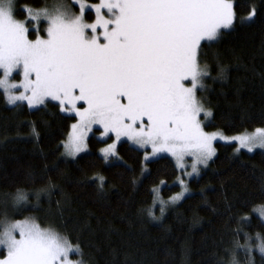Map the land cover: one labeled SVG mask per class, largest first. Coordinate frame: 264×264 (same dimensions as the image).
<instances>
[{
	"label": "trees",
	"instance_id": "trees-1",
	"mask_svg": "<svg viewBox=\"0 0 264 264\" xmlns=\"http://www.w3.org/2000/svg\"><path fill=\"white\" fill-rule=\"evenodd\" d=\"M49 1L19 3L40 8ZM233 2V26L202 41L199 52L209 71L200 93L213 113L205 130L225 134L264 126V0ZM74 121L53 102L10 106L0 89V215L16 206L10 218L31 216L67 237L79 245L73 257L83 264H232L233 256L237 264H264L256 250L264 223L252 213L264 203V151L236 154L234 145L216 143L215 157L189 183L191 194L161 216L152 208V189L163 180L162 197L178 190L169 185L177 176L173 161L162 156L145 162L143 151L127 142L117 146V161L105 162L96 152L68 159L60 142ZM89 144L102 143L91 136ZM18 195L26 202L17 204ZM245 234L250 256L236 246L245 244Z\"/></svg>",
	"mask_w": 264,
	"mask_h": 264
},
{
	"label": "snow or ice",
	"instance_id": "snow-or-ice-1",
	"mask_svg": "<svg viewBox=\"0 0 264 264\" xmlns=\"http://www.w3.org/2000/svg\"><path fill=\"white\" fill-rule=\"evenodd\" d=\"M74 3L79 14L65 0H55L40 11L26 7L28 19L18 21L13 18L12 0H0V89L9 105L26 102L31 109L54 101L61 112L74 113L76 122L63 142L66 155L75 158L86 150L93 126L103 130L102 138L115 136L100 149L105 162L109 157L119 159L117 142L122 137L145 150V161L167 153L181 173L176 183L182 190L165 201L159 188L152 189L153 204L161 205L162 216L166 204L177 203L188 192L183 177L199 176L198 165L207 167L216 155L215 141L234 145L236 154L241 149L248 153L264 149V128L231 136L205 131V121L213 113L197 95L209 75L208 66L199 60L202 41H214L222 29L233 26V0ZM87 9L95 12L92 23L85 20ZM255 14L253 8L246 19L251 21ZM41 21L46 22V36L41 34ZM29 24L36 30L35 39L29 38ZM224 72L221 68V77ZM14 73L21 76L19 83L12 81ZM187 157L192 158L190 172ZM98 179L102 188L104 177ZM15 199L20 204L27 197ZM256 211L264 220V209ZM148 215L159 219L151 210ZM245 237V244L237 241L236 246L250 256L252 245ZM256 239L260 241L256 249L264 253V239L259 233ZM0 248L6 250L0 264H82L71 259L72 253L80 254L79 245L52 228H41L34 219L5 223Z\"/></svg>",
	"mask_w": 264,
	"mask_h": 264
},
{
	"label": "rangeland",
	"instance_id": "rangeland-1",
	"mask_svg": "<svg viewBox=\"0 0 264 264\" xmlns=\"http://www.w3.org/2000/svg\"><path fill=\"white\" fill-rule=\"evenodd\" d=\"M54 2H55V0H50L46 5H44V6L40 7V8H31V9L34 10V11H40V10L45 9V8H50V7L54 4ZM65 2L69 5V7L71 8V10H72L74 13L79 14V11H80V9H79V5H78V4H75V3H74V0H65ZM82 2L85 3L86 5H95V4H99L100 0H99L97 3H90V2H86V1H84V0H82ZM12 6H13V18H14V19H16V20H18V21H25V20L28 19V17H27V12L25 11V8H26V7H27V8H30V7L20 4V3H19V0H12ZM87 12L92 13V14H93V18H92L91 20H87V19L85 18V20H86V22H88V23H92V22L95 20V12H94L93 10H91V9H87V10H86V13H87ZM16 14H23V15H21L22 17H18ZM33 23H34V22H33ZM28 26H29V29H30V32H31V35H32V36H29V38H30V39H35V38H36V30H35V28L33 27V24H29ZM46 26H47V25H46V22H45V21H41V22H40L39 27H40V30H41V34H42V35H45V36H46V33L43 31V29L46 28ZM222 30H226V29H222ZM0 75H2V73H0ZM205 78H206V77H204V79H203V83H204ZM20 79H21V76H20L18 73H14V74H13V77H12V81H13V82H15V83H19V80H20ZM186 83H187V82H186ZM1 90H2V89H1ZM2 91H3V90H2ZM201 91H202V90H198L197 95H198V98L201 100V102H202V103L204 104V106L206 107V104H205L204 100L202 99V95H201V93H200ZM4 97H5V96H4ZM5 100H6V98H5ZM49 102H53V103L58 104L57 102H54V101H49ZM6 103H7V101H6ZM80 103H82V102H80ZM7 104H8V103H7ZM18 104H19V105H23V104H24V105L27 106V103H26V102H22V103H21V102H18ZM8 105H9V104H8ZM10 106H14V105H10ZM40 106H43V105H38L37 107H40ZM78 106H79V104H78ZM27 107H28V106H27ZM37 107H35V108H37ZM206 108H207V107H206ZM208 109H209V108H208ZM66 113L71 114V115L74 116V113H70V112H66ZM201 119H203V116H202V115H201ZM210 120H211V118H210ZM210 120H209V121H205V124H208V123L210 122ZM75 122H76V120H75L73 123H75ZM73 123H72V124H73ZM258 128H264V126H262V127H258ZM97 129H98V126H93V131L89 133L88 138H87V140H86V143H87V148H86V150H85L84 152H81V153L77 154L76 157H78V156H80V155H83V154H88V153L96 152L97 155H99L100 157L103 158V156H102L101 153H100V149L103 148V147H106L108 143H112V142H114V141H115V136L112 135V134H110V137H111V138H109V137H103V138H102V137H101V132H102L103 130H102V129L97 130ZM255 129H256V128H255ZM255 129L250 130V131H244V132L237 133V134H242V133H248V134H251V133H254V132H255ZM70 130H71V127H70ZM70 130H69V131H70ZM69 131H68V133H69ZM205 131H207V130H205ZM214 131H220V130H213V131H207V132H214ZM68 133H67L66 137H65L63 140H61V142H60L62 156L66 157V158H68V159H75L76 157L73 158V157H71V156L66 155V154H65V150H64V148H63V142H65V141L67 140ZM224 134H225V133H224ZM225 135H229V136H231V135H236V134H225ZM91 136H93L97 141H100L102 144H100V145H98V146L92 148V147L90 146V144H89V138H90ZM121 142H127V143H128L129 145H131L132 147H134V148H136V149H138V150L143 151V159H144V154H145V150H144V149H139L136 145H134V144H132L130 141H128L127 138H123V137L121 138L120 141L117 142V146H118ZM216 143H222V144H225V142H223V141H215V142H214V147H215V144H216ZM241 150L247 152L246 149H241ZM254 151H264V149H259V148H257V149H254L253 152H254ZM147 152H148L149 154H151V148H150V147L147 149ZM162 156H165V157L170 158V159L173 161L174 165H175V161H174L173 158H172L171 156H169L167 153H160V154H158V155L155 156V157H151V156H150V159H149V160H152V159H155V158H158V157H162ZM214 157H215V156H214ZM214 157H213V158H214ZM213 158H212V159H213ZM212 159H211V160H212ZM117 160H119V159H117L116 157H109V160H108L107 162H110V161H117ZM149 160H148V161H149ZM186 160H187V164L189 165V167H187L186 170H187L188 172H190V171H191V167H190V165H191V163H192V158H191V157H187ZM211 160H209L208 165H209V163H210ZM144 161H145V160H144ZM145 162H146V161H145ZM198 167H199V169H200V174H201V173H202V172H203L208 166L205 167L204 165H198ZM200 174H199V175H200ZM180 175H181L180 171L177 170V176H176V178L174 179V181H173L172 183H169V185H177V186H178V190H177L174 194H172L171 196L179 194V193L181 192V190H182V189L180 188V186L176 183L177 177L180 176ZM198 177H199V176H196V175H193L192 177H187V176L183 177L184 180H185V182H186V184H187L188 192L185 193L184 197H182V199H181L180 201H178L177 203H175V204H171V203L166 204V205H165V209L168 208L169 206L176 205V204L180 203L185 197H187L188 195H190V194H191V189H190V185H189V183H190L191 180L196 179V178H198ZM166 185H167L166 183H165L164 185H161V184L159 183L158 185L154 186V188H159V189H160V195H161V189H162L164 186H166ZM152 193H153V192H152ZM171 196H170V197H171ZM161 197H162V195H161ZM170 197H162V199H164L165 201H169V200H170ZM153 198H154V193H153ZM160 207H161V205H160L159 203H156L155 205L152 204V208H153V210L158 209V210H159V213H160ZM262 209H264V203L261 204V205L256 206V207L252 210V213L260 218L259 211H256V210H262ZM15 210H16V206H14L12 209L10 208V210L8 209V210H5L4 212H2V215H0V231H2V226H3L5 223H13V222H15V221H17V220L23 221V220H26V219H27V220L34 219V218H32L31 216H26V217L18 218V219L10 218L9 216L13 213V211L15 212ZM160 214H161V213H160ZM260 219H261V218H260ZM34 220H35V219H34ZM261 221L264 223V220L261 219ZM35 222H36V221H35ZM36 223H37V222H36ZM40 227H41V226H40ZM41 228H47V227H41ZM16 235H17V237H18V233H17ZM256 250H257V249H256ZM257 251H258V250H257ZM258 252H259V251H258ZM5 255H6V250L3 249V248H0V258H3ZM73 255H78V254H77V253H72V255H71V259H73L74 261H80L79 259L74 258Z\"/></svg>",
	"mask_w": 264,
	"mask_h": 264
},
{
	"label": "clouds",
	"instance_id": "clouds-1",
	"mask_svg": "<svg viewBox=\"0 0 264 264\" xmlns=\"http://www.w3.org/2000/svg\"><path fill=\"white\" fill-rule=\"evenodd\" d=\"M260 253V252H259ZM261 255H264V253H260ZM82 264H83V262H82ZM235 264H237V261L235 260Z\"/></svg>",
	"mask_w": 264,
	"mask_h": 264
}]
</instances>
